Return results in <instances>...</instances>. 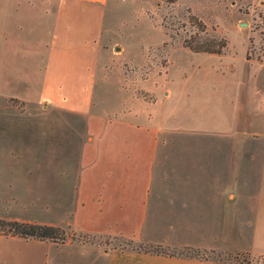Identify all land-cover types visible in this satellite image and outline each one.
I'll return each instance as SVG.
<instances>
[{"label":"rangeland","instance_id":"1","mask_svg":"<svg viewBox=\"0 0 264 264\" xmlns=\"http://www.w3.org/2000/svg\"><path fill=\"white\" fill-rule=\"evenodd\" d=\"M96 2L61 16L60 48L58 7L46 3L44 67L22 89L30 102L0 98V218L59 226L57 244L264 264L200 248L244 243L260 193L264 0ZM189 38L225 47L193 51ZM92 44L104 50L91 57ZM119 145L140 159L119 161ZM108 177L140 182L130 200L107 202L93 192ZM80 178L88 194L75 201Z\"/></svg>","mask_w":264,"mask_h":264},{"label":"crops","instance_id":"2","mask_svg":"<svg viewBox=\"0 0 264 264\" xmlns=\"http://www.w3.org/2000/svg\"><path fill=\"white\" fill-rule=\"evenodd\" d=\"M96 1L0 0V98L30 102L23 95L22 89L28 87L29 84L27 73L29 71L37 73L39 69L44 67L46 47L43 35L44 24L42 20H39V15L43 16L45 13L44 5L47 3L58 7L56 25L59 33L54 37L52 44L60 48L69 45L67 39L69 29L65 23L61 32V16L78 3H99ZM92 29V26H90L87 32L92 33ZM98 30L101 34L104 32L101 27ZM94 47L93 44L90 46L91 57L94 52L104 50L103 45ZM32 84H34V81H32ZM5 109L7 110V108ZM8 116V113L0 112V121L8 120ZM20 116L21 114H14L16 119ZM2 126L0 124V128ZM261 137L264 140V132H261ZM118 149L120 150L117 156L119 161H132L135 163L140 159L139 147L119 145ZM108 152L112 151L108 149ZM124 153L131 155L125 157ZM8 167L7 164L0 165V168L7 169ZM2 177L0 176V184L5 183ZM6 178L4 179L6 180ZM88 181L84 178L78 180L74 196L75 201L87 196V190L83 185L90 184ZM139 182V179L134 177L103 178L94 182V184H99L101 187L94 190L93 193L104 196L103 200L107 202L114 201L116 198L118 201L123 202L125 199L130 200V195L135 192V189L130 186L138 185ZM127 194H129V197ZM251 199L254 203L251 208L253 220L249 235L244 243L200 248L230 252L243 250L256 258L264 260V168L260 193ZM212 211L220 214L218 205L216 207L212 205ZM232 211L234 214L236 213L235 208ZM41 222L44 223L45 221ZM30 246L31 248L34 247L35 252L37 251L38 254L33 251L30 253ZM93 249L92 245L71 244L70 242L57 244L50 240L0 234V264H243L214 257L201 259L188 256H165L137 250L103 249L101 251Z\"/></svg>","mask_w":264,"mask_h":264},{"label":"trees","instance_id":"3","mask_svg":"<svg viewBox=\"0 0 264 264\" xmlns=\"http://www.w3.org/2000/svg\"><path fill=\"white\" fill-rule=\"evenodd\" d=\"M167 1L173 2L174 0ZM194 21L200 30L204 29V24L200 20L194 19ZM184 43L193 51H206L210 53H220L225 47L224 40H220L219 44L215 45L216 40L214 39L208 40L205 44L198 46L192 44L191 38L185 39ZM0 234L50 241L63 239V231L59 226L5 218H0Z\"/></svg>","mask_w":264,"mask_h":264},{"label":"water","instance_id":"4","mask_svg":"<svg viewBox=\"0 0 264 264\" xmlns=\"http://www.w3.org/2000/svg\"><path fill=\"white\" fill-rule=\"evenodd\" d=\"M118 49V48H117Z\"/></svg>","mask_w":264,"mask_h":264}]
</instances>
